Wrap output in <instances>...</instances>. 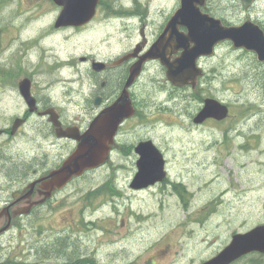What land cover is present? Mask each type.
Masks as SVG:
<instances>
[{
  "label": "rangeland",
  "instance_id": "1",
  "mask_svg": "<svg viewBox=\"0 0 264 264\" xmlns=\"http://www.w3.org/2000/svg\"><path fill=\"white\" fill-rule=\"evenodd\" d=\"M155 2L103 0L108 12L100 13L93 24L98 27L96 31H78L77 36L51 33L55 13L46 4L48 8L38 13L36 20H32L36 15H31L28 24L19 23L25 16L12 22L6 56L1 59H9L19 50L24 56L32 46L22 43L20 37L26 41L44 27L46 54L34 57L35 61L40 59V69L20 56L14 57L13 64L22 74H34L42 87L41 95L69 125L76 118L88 121L90 105L84 100L92 82L81 58L94 53L105 59L108 49L118 51L131 43H141L145 36L140 35L148 33L149 41L154 24L137 16V6L145 7L146 16L152 9L153 14L162 17L181 4V0ZM119 3L125 9L120 15H112L110 4ZM10 12L6 8L4 15ZM217 14L224 16L223 11ZM118 18L128 25L119 24L114 28L115 37L109 38L103 29ZM143 20L149 23L148 33L142 28ZM35 51L32 49L28 56L33 58ZM216 53L214 59L203 63L205 75L196 90H174L165 72H156L152 67L139 83L137 99L143 111L135 133L141 139H155L156 146L165 152L170 180L185 182L188 194H133L125 201L101 199L100 187L110 183L125 187L137 173L138 157L130 156L127 149L113 151L95 180L90 175L76 185L84 188L83 192L90 193L94 188L97 195H80L75 207L70 204L77 199L59 200L54 210H42L41 218L33 219L36 228L29 232L31 247L26 250L27 245H22L15 233L9 254L15 259L23 257L21 264H202L219 254L234 234L264 225V65L248 54L235 52L229 44L219 47ZM13 74L11 81L17 85L23 75ZM206 98L231 107L229 119L195 125L193 118ZM24 103L16 88L0 86V116L4 119L22 113ZM128 128L126 132H130ZM21 136L29 139L32 154L38 133L29 129ZM106 176L110 179L104 180ZM238 264H264V255H251Z\"/></svg>",
  "mask_w": 264,
  "mask_h": 264
},
{
  "label": "flooded vegetation",
  "instance_id": "2",
  "mask_svg": "<svg viewBox=\"0 0 264 264\" xmlns=\"http://www.w3.org/2000/svg\"><path fill=\"white\" fill-rule=\"evenodd\" d=\"M13 1L16 0H0V86H3L5 89L16 88L20 94V82L14 85L11 80L14 78L13 73L18 76L23 75V79L30 80L31 95L36 100L38 109L35 112H31L27 103H24V111L22 113L7 119L0 116V264L22 263L24 260L23 257L15 259L14 254H9L10 246L14 240L15 233H17L18 237L22 240V245H27L26 250L31 247V236L29 232L32 227L33 229L36 228V225L33 226V219L41 218L40 212L42 210L46 208L54 210L55 204L59 200L77 199L75 204L74 201L70 204V206L75 207L78 204V197L80 195H97V191L94 188L89 193L83 192L85 189H79L76 185L90 175L92 176V180H95V175L108 165L113 151L127 149L131 153L130 156L134 155V157H138L139 159L136 148L140 143L152 141L155 144V139L152 137L141 139L142 137L135 133L137 127L140 125V117L143 111V109H140L137 99L142 75L152 67L156 72H159V70L165 72L167 78V68L161 63V59H148L143 64L141 76H139L128 89L133 113L121 123L118 133L114 138V142L111 145L110 156L106 163L97 169L86 170L79 177L74 176L66 184L54 179L53 176L55 172L62 168L64 163L73 155L79 146L78 140L70 137H62L59 135V132L62 131L68 135L74 132L83 134L90 128V125L98 115L112 107L118 101L126 89L127 81L133 66L140 61L142 57L147 55L154 45L157 44L162 46L165 43L164 37L169 22L180 8V5L176 8H171L169 12H163L164 15L161 17L156 13L153 14L152 9L149 10L148 16H146L144 14L145 7L137 6L139 10V15L137 16L146 17L149 22L152 21L154 24L149 41H147L149 23L147 20H143L142 28L145 32L147 31L148 34L140 35V37L145 36L144 41L141 43H131L128 48H120L118 51L110 48L107 51L108 56L105 59L98 58L97 54L94 53L89 54L87 57H82L81 62L90 71L92 82L89 88V94L84 100L85 103H89L90 105L89 113L87 114L88 121L86 119L79 121V119L76 118L73 119L72 124L69 125L68 121H65L62 113L54 109L58 113L57 122L61 123V128H57L56 124L51 120V116L44 115V113L53 109V107H51L46 100V97L41 95L42 87L36 80L34 74L31 72L22 74L13 64L14 57L20 56L24 57L28 63L34 62L35 67L40 69V59L35 61L34 57L39 56V58H41L42 55L46 54V44L44 41L46 39V36L44 37L46 30L44 27L40 28L38 35H41V37L38 35L32 36L26 41L20 37L22 43L32 46V48H27L26 53L23 54L24 56H21V50H19L17 54H14L9 59H1L2 56H6L5 52L7 51L8 37L12 31L11 24L12 22L20 20L22 16H25L24 22L19 23L28 24L29 21H31V15H36L35 19H32L36 20L38 18V13H41L44 8L47 9L48 7L46 4H49L51 6L50 8H52L55 13V17L50 24L51 33L68 32L77 36L78 31H92L94 29V31H96L98 27L93 26V24L98 19L100 13L107 14L108 9L107 7H103V0H100L96 7V14L89 22L81 26L57 28L56 22L64 7L58 5L54 0H18L17 5H14ZM6 8H8L9 12L11 11L8 14V18H6L8 15H4ZM121 9H125L124 7L121 8V3L117 6L110 4L112 15H120ZM200 10L203 15L220 20L221 25L224 27H241L247 22H252L259 26L264 32V0H207L206 3L200 7ZM218 11H223L224 16L218 15ZM42 14L44 15V13ZM132 18L133 17L129 18V20ZM121 23L128 25V22H124L122 18L108 22L103 29L105 34L108 35L109 38L115 37L114 28ZM21 31L22 30L18 31V33L20 34ZM177 31L184 36L188 34L186 26L178 27ZM171 35L174 37V32H170V34L167 33L168 44L165 48H160L159 51L166 52V56L170 57L171 61H175V59L180 56L181 50L176 48L174 41H170V39H174ZM35 44L37 46H35ZM224 44L231 45L235 52L244 55L248 54L251 58L256 60L257 63L264 65V63L258 61L255 53L246 49H238L232 42L226 41L217 45L215 53L211 57H203L199 60L198 65L200 67L202 66L204 73L205 68L203 67V63L207 60L214 59L217 55L216 52L218 48ZM32 49L36 50L33 58L28 56ZM96 62L105 64L104 69L98 70V66L95 68ZM67 66L70 67V65ZM21 68L24 69L25 64H22ZM168 83L177 91L186 92L187 90H196L197 88V86H187L180 89L174 87L169 81ZM11 84H13V86L10 87ZM84 105L86 106V104ZM17 106H14V108ZM20 108V106L17 107V109ZM201 109H199L198 112L201 111ZM198 112L195 115H197ZM147 114L148 113L142 115L145 116ZM18 120L20 124L16 127ZM208 121L215 120L210 119ZM79 122L81 123L80 125H78ZM132 124L135 125L133 126ZM127 126H130V128H128L130 132L125 131ZM69 128L73 129L69 130ZM29 129L31 132H37L39 137L37 141L33 140L36 144L34 145L35 150L32 154H30L29 139L21 136L22 133H26ZM124 137L126 140L123 139ZM137 139L138 141H136ZM161 152L165 155L164 150ZM134 178L127 180L126 186L121 188L113 186L112 183L106 184L105 186L103 185L100 187L99 192L101 199L118 198L121 201H125L133 194H147L151 196L159 193L160 195L172 194L180 197L181 194L184 195L186 193V185L182 180H170L168 177L164 181L154 185L137 188L133 185L135 181ZM109 179L110 176L104 178V180ZM159 190L162 191L158 192ZM93 224L95 223H91L92 226ZM121 226H123V228L125 227V221L121 222ZM102 227L103 229L106 228L103 225ZM93 228L96 227L93 226ZM25 232L26 234H24ZM28 235L29 238L27 237ZM24 237H26V239L23 241ZM94 263L95 262L89 264Z\"/></svg>",
  "mask_w": 264,
  "mask_h": 264
},
{
  "label": "water",
  "instance_id": "3",
  "mask_svg": "<svg viewBox=\"0 0 264 264\" xmlns=\"http://www.w3.org/2000/svg\"><path fill=\"white\" fill-rule=\"evenodd\" d=\"M64 9L56 22V27L81 26L89 22L96 14V7L100 0H54ZM207 0H181L180 8L169 22L167 33L174 32V41L177 49L181 50L179 57L171 61L166 52H160L165 48L168 38L165 35V43L162 46L154 45L152 49L142 57L132 68L127 81L126 89L118 101L109 109L98 115L84 134L73 133L68 135L59 132L62 137H70L79 141V146L73 155L64 163L61 169L54 173V179L66 184L74 176H81L86 170H94L102 166L108 160L111 145L118 133L121 123L133 113L128 89L141 75L143 64L148 59H161V63L167 68V79L177 88L187 86L195 87L198 79L204 75L198 62L203 57H211L215 53L217 45L230 41L238 49H246L255 53L259 62L264 63V32L259 26L247 22L241 27H224L218 19L210 18L201 13ZM180 26H186V36L178 33ZM103 70L105 64L95 63ZM20 93L31 112L37 111L36 100L30 91V81L23 80L20 83ZM229 108L218 100L207 98L204 101L202 111L194 119L196 124H202L208 119L223 121L229 116ZM44 115H50L57 128H61L58 114L49 110ZM20 124L19 120L16 127ZM73 128H69L71 130ZM140 156L137 167L138 172L134 178V187H148L164 181L168 172L166 160L162 152L152 141L142 142L136 148ZM252 253L264 255V225H260L247 233H238L232 237L218 255L202 264H233L241 258Z\"/></svg>",
  "mask_w": 264,
  "mask_h": 264
},
{
  "label": "bare ground",
  "instance_id": "4",
  "mask_svg": "<svg viewBox=\"0 0 264 264\" xmlns=\"http://www.w3.org/2000/svg\"><path fill=\"white\" fill-rule=\"evenodd\" d=\"M161 1H164V0H156V4H158V3H161ZM47 117V116H46ZM138 156V155H137ZM102 264H104V263H102Z\"/></svg>",
  "mask_w": 264,
  "mask_h": 264
},
{
  "label": "trees",
  "instance_id": "5",
  "mask_svg": "<svg viewBox=\"0 0 264 264\" xmlns=\"http://www.w3.org/2000/svg\"><path fill=\"white\" fill-rule=\"evenodd\" d=\"M186 193L188 194L189 192L186 190ZM216 203H217V200H216ZM210 205H212L211 203H210ZM65 248H63V250H64ZM65 251V250H64Z\"/></svg>",
  "mask_w": 264,
  "mask_h": 264
}]
</instances>
